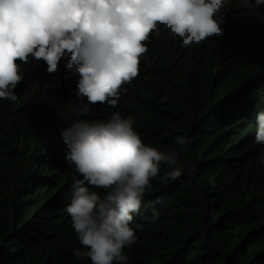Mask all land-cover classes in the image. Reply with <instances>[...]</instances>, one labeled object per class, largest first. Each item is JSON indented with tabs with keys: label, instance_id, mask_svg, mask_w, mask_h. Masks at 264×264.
<instances>
[{
	"label": "trees",
	"instance_id": "trees-1",
	"mask_svg": "<svg viewBox=\"0 0 264 264\" xmlns=\"http://www.w3.org/2000/svg\"><path fill=\"white\" fill-rule=\"evenodd\" d=\"M222 14L223 35L189 47L159 24L117 106L96 104L87 115L78 112L76 75L18 61L17 100H0V264H92L74 256L86 249L65 208L80 177L64 159L60 133L72 120L115 111L134 117L144 143L178 150L182 169L146 189L130 222L137 240L123 250L127 264H264V146L255 142L264 21L238 0ZM178 136L190 140L183 149ZM166 171L162 165L160 176Z\"/></svg>",
	"mask_w": 264,
	"mask_h": 264
},
{
	"label": "clouds",
	"instance_id": "clouds-1",
	"mask_svg": "<svg viewBox=\"0 0 264 264\" xmlns=\"http://www.w3.org/2000/svg\"><path fill=\"white\" fill-rule=\"evenodd\" d=\"M230 0H0V100L16 101L24 77L20 63L43 60L46 71L76 75L78 112L96 104L116 107L123 86L137 76L150 35L163 24L182 46L222 36V14ZM264 21V0H238ZM47 89L48 84L44 85ZM132 116L115 111L107 119H75L62 129L65 161L74 178L65 211L92 264H127L124 248L137 236L130 222L155 178L182 175L179 151L143 142ZM255 142L264 146V111L257 113ZM190 140L176 137L180 149ZM264 165V148L258 154ZM162 165L167 171L160 176ZM93 188L107 189L103 197ZM159 218L154 210L151 221Z\"/></svg>",
	"mask_w": 264,
	"mask_h": 264
}]
</instances>
